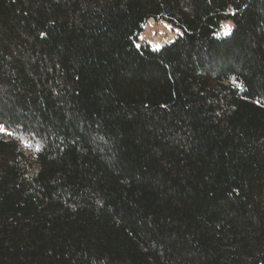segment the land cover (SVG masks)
Here are the masks:
<instances>
[{"label": "trees", "instance_id": "16d2710c", "mask_svg": "<svg viewBox=\"0 0 264 264\" xmlns=\"http://www.w3.org/2000/svg\"><path fill=\"white\" fill-rule=\"evenodd\" d=\"M0 126V264H264V0H0Z\"/></svg>", "mask_w": 264, "mask_h": 264}, {"label": "rangeland", "instance_id": "374dc122", "mask_svg": "<svg viewBox=\"0 0 264 264\" xmlns=\"http://www.w3.org/2000/svg\"><path fill=\"white\" fill-rule=\"evenodd\" d=\"M231 29V22L225 21L221 27L222 32L219 30L218 35H226ZM180 33L181 29L178 26L163 19L149 17L143 25L139 40L140 43H148L153 48H159L165 43L173 41ZM2 130L3 128L0 126V132Z\"/></svg>", "mask_w": 264, "mask_h": 264}]
</instances>
